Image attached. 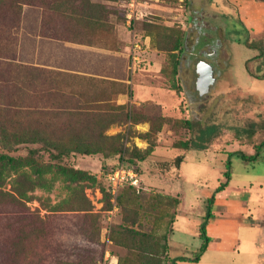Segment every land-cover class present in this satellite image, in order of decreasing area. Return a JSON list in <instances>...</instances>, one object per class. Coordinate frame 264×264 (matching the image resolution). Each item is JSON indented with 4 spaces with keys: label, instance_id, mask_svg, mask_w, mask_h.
<instances>
[{
    "label": "rangeland",
    "instance_id": "rangeland-1",
    "mask_svg": "<svg viewBox=\"0 0 264 264\" xmlns=\"http://www.w3.org/2000/svg\"><path fill=\"white\" fill-rule=\"evenodd\" d=\"M249 1L138 0L130 20L127 0H0V120L21 125L7 145L0 132V152L26 162L3 189L25 190L35 216L26 240L21 231L0 241L4 264H81L97 241L100 264H260L264 147L255 161L235 153L253 155L264 140V78L246 67L259 52L246 43L264 38V19ZM69 42L104 49L96 68L116 78L94 75L92 64L68 71ZM206 62L217 79L200 94L195 74ZM120 156L140 181L114 202L106 175ZM223 183L233 197L251 194L247 224L230 226L240 244L225 251L214 239L191 261ZM219 203L213 221L235 215Z\"/></svg>",
    "mask_w": 264,
    "mask_h": 264
},
{
    "label": "trees",
    "instance_id": "trees-1",
    "mask_svg": "<svg viewBox=\"0 0 264 264\" xmlns=\"http://www.w3.org/2000/svg\"><path fill=\"white\" fill-rule=\"evenodd\" d=\"M246 46L259 50L257 54L247 59L246 67L248 71L256 75L257 77L264 78V38L256 39V37L252 36V39L246 43ZM0 53H2L1 47H0ZM20 127L21 125L18 122L6 123L5 120H0V132L2 133L1 134L2 138H4L3 141L1 142L4 145H7L9 142H12L13 140L17 141L18 138H20L19 137ZM262 147H264V140L260 144L256 145L255 147L256 152L253 155H246V153L241 152V151H237L235 153H237V155L243 158L244 160L255 161L260 156V150ZM86 152H89V150H86ZM231 154H233V152ZM121 156L123 157L124 155H121ZM122 157L112 167V169L122 164L134 165L133 163H131V161H127ZM184 157H185L184 155L177 157L176 160H177V163H179V165L183 161ZM25 163L26 162H24L22 158L9 155L8 153L0 152V196H1L0 197V241L2 242L3 245H6L7 242H11L9 240L14 237H17L18 233H21V231L24 232L23 233L24 238L22 240H26L28 237L27 235L29 234L28 231L25 230L26 223H28L31 220L34 221L35 216L28 210L25 202L23 201V199H27V197H29L27 196V192L25 190H22L19 187L12 188V191H5L3 189V185L6 184L7 179L12 176L10 174V170H14L17 175L19 169ZM226 163H227L228 170H226L225 175L227 178H229L230 168H231V156H228ZM20 176H21V173H19L16 176L17 179L16 178L15 179L19 180ZM12 179L13 177L10 180ZM31 184H32L31 186V189H32L35 183L31 180ZM126 186H124V188ZM128 186H132V185H128ZM226 187H227V183L221 184L219 187L215 189L213 194L208 199L207 211L201 223V228H200L201 229L200 237L203 239V242L199 248V253L196 256L189 258V260L191 261L198 262L200 260V255L203 252H205L209 246L211 237L208 234L207 225L209 223V220L212 219L214 215L213 208L216 204V194L219 191L226 189ZM123 189L121 190L119 196L122 194ZM108 193H109L110 198L113 197L109 183H108ZM46 227L48 228L47 225ZM142 237L146 241L148 239V242L152 241V239H156L155 236L148 234V233L142 234ZM149 244L152 245L151 243ZM101 247L102 245L100 244V241H97L95 245L90 247V252H84L83 255H81L80 257L81 258L80 262H82L81 264H84L83 261L86 262L85 264H100V262L103 261V257H104L103 249ZM144 247H146V245ZM67 255H69L68 252H67ZM187 259L188 258L185 256H178V257H171L170 261H171V264H178L179 261H184ZM0 264H4V262L0 260ZM67 264H75V263H70L68 261Z\"/></svg>",
    "mask_w": 264,
    "mask_h": 264
},
{
    "label": "crops",
    "instance_id": "crops-1",
    "mask_svg": "<svg viewBox=\"0 0 264 264\" xmlns=\"http://www.w3.org/2000/svg\"><path fill=\"white\" fill-rule=\"evenodd\" d=\"M247 3L251 6H254L260 9V12H258L257 15L256 13H253L256 19L258 17H261L264 19V2L258 1L257 3H255V0H250ZM69 43H70L69 47L71 51H76L77 53L75 54L76 56H74L73 59L70 60L72 62L73 60H76V62L74 61L72 64L66 66L67 67L66 69L68 71L84 72L86 70L84 66L88 64H92L94 66V71L96 70L95 72H97V74H94V75H99V76L107 77V78H116L115 72L101 71L100 69H98L99 66H101V61H102L99 54L106 55L107 53L104 49H100L99 47H92V46L82 44V43H74V42H69ZM51 44L52 43L50 42L49 45ZM82 52H85V53L82 55ZM110 55H112V53ZM80 57L82 58L80 59ZM225 191L227 190L224 189L223 191H220L217 193L216 205H219L220 204L219 202L224 200L223 204H226L227 210L229 212H232V213L236 212V213H234L235 215L229 219L219 218L218 221L217 220L213 221V219L209 221L207 230H208L209 236L211 237V240H210V243L207 249L213 246L214 239H216L217 245L218 247H220V249L225 250V251H235L238 245L240 244V239H239L240 232L238 231L237 228L233 229L230 226H239L241 223H243L241 222L243 215L246 213L247 214L249 213V209L247 208L246 204H247V201L250 199L251 194L249 192H242L239 196L233 197L231 192L227 191L225 193ZM221 192H224L225 194L223 195V193ZM243 224H247V223H243ZM261 238H262V235H261ZM170 241L172 243H174V241L171 238H169L168 245L171 248L173 244H171ZM184 247L185 245L183 246V248ZM259 255H260L259 263L264 264V252L260 251Z\"/></svg>",
    "mask_w": 264,
    "mask_h": 264
},
{
    "label": "built area",
    "instance_id": "built-area-1",
    "mask_svg": "<svg viewBox=\"0 0 264 264\" xmlns=\"http://www.w3.org/2000/svg\"><path fill=\"white\" fill-rule=\"evenodd\" d=\"M137 2L138 0H127L128 17L130 20L136 15ZM106 179L110 185L113 200L115 202L124 186H139L140 175L134 165L122 164L111 169L107 173Z\"/></svg>",
    "mask_w": 264,
    "mask_h": 264
},
{
    "label": "water",
    "instance_id": "water-1",
    "mask_svg": "<svg viewBox=\"0 0 264 264\" xmlns=\"http://www.w3.org/2000/svg\"><path fill=\"white\" fill-rule=\"evenodd\" d=\"M203 65L195 74V83L200 94L208 93L217 79L213 64L206 62Z\"/></svg>",
    "mask_w": 264,
    "mask_h": 264
},
{
    "label": "flooded vegetation",
    "instance_id": "flooded-vegetation-1",
    "mask_svg": "<svg viewBox=\"0 0 264 264\" xmlns=\"http://www.w3.org/2000/svg\"><path fill=\"white\" fill-rule=\"evenodd\" d=\"M258 1L264 2V0H258Z\"/></svg>",
    "mask_w": 264,
    "mask_h": 264
},
{
    "label": "bare ground",
    "instance_id": "bare-ground-1",
    "mask_svg": "<svg viewBox=\"0 0 264 264\" xmlns=\"http://www.w3.org/2000/svg\"><path fill=\"white\" fill-rule=\"evenodd\" d=\"M204 66V65H203ZM202 67V66H201Z\"/></svg>",
    "mask_w": 264,
    "mask_h": 264
}]
</instances>
